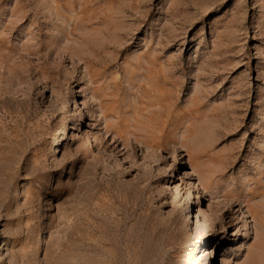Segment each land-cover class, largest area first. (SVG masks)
Listing matches in <instances>:
<instances>
[{
	"label": "rangeland",
	"instance_id": "obj_1",
	"mask_svg": "<svg viewBox=\"0 0 264 264\" xmlns=\"http://www.w3.org/2000/svg\"><path fill=\"white\" fill-rule=\"evenodd\" d=\"M0 264H264V0H0Z\"/></svg>",
	"mask_w": 264,
	"mask_h": 264
},
{
	"label": "bare ground",
	"instance_id": "obj_2",
	"mask_svg": "<svg viewBox=\"0 0 264 264\" xmlns=\"http://www.w3.org/2000/svg\"><path fill=\"white\" fill-rule=\"evenodd\" d=\"M95 146V141H91L90 143H89V145H88V148H92V147H94ZM197 196V195H196ZM237 235H239V233H237ZM221 262H223V260L221 261Z\"/></svg>",
	"mask_w": 264,
	"mask_h": 264
}]
</instances>
